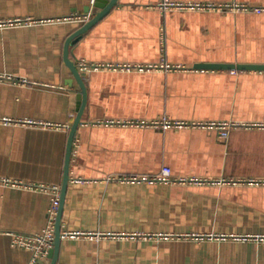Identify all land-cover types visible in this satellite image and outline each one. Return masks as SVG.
Instances as JSON below:
<instances>
[{
  "label": "crops",
  "instance_id": "crops-1",
  "mask_svg": "<svg viewBox=\"0 0 264 264\" xmlns=\"http://www.w3.org/2000/svg\"><path fill=\"white\" fill-rule=\"evenodd\" d=\"M160 1L118 0L69 47L87 100L61 233L80 234L61 237L57 264H264V240L237 238L264 236V70L195 67L264 65V10L254 11L264 0H172L249 10L165 12ZM99 11L97 0H0V23H23L0 26V264H28L9 232L47 223L51 195L20 183L62 187L81 93L65 45L85 24L62 19ZM161 61L185 69L118 66ZM164 117L251 126L221 140L201 127L105 123ZM164 166L169 182L129 178Z\"/></svg>",
  "mask_w": 264,
  "mask_h": 264
},
{
  "label": "built area",
  "instance_id": "built-area-1",
  "mask_svg": "<svg viewBox=\"0 0 264 264\" xmlns=\"http://www.w3.org/2000/svg\"><path fill=\"white\" fill-rule=\"evenodd\" d=\"M159 9L163 12L170 11L174 9L178 10H187V9H200V10H249L245 5H237V4H212V3H180L172 0H161L158 5ZM264 9L256 8L254 11L260 12ZM94 17L93 13H84V14H73L69 17H66L62 20L84 24L91 20ZM31 21L25 22V24H29ZM23 24L22 21H6L0 23V26H13ZM80 69L88 68V64L84 61H81L79 64ZM115 66V65H112ZM123 69L132 70V69H140V70H163L165 72L168 71H180L185 69V67L181 64H172L167 61H161L160 63L153 64H126V65H118ZM97 67V66H94ZM103 123V122H100ZM106 124H119V125H137L142 127H162L163 129H168L171 127H201L210 131H215L218 135V138L221 140H227L229 137V132L231 129L238 127H249L251 123H242L237 121H216V120H207V121H182V120H171L166 117L163 119L151 121V122H140V121H121V120H110L105 121ZM25 124H42L49 127L59 128L61 127L58 123H36L33 121L26 122ZM131 180H142L149 182H169L174 178L172 174V170L169 166H164L159 173L154 175H141V176H130ZM75 181H83V179H75ZM6 183L19 184L16 182L5 181ZM25 187L36 189L39 191H45L51 195V206L48 210V218L45 227L39 232H9L11 235V243L15 247L25 248L31 251L32 255L28 264H50L51 257L50 253L54 247L55 240V232H56V220L60 205L61 199V187L58 185H45V184H23ZM79 232H63L61 233V237L75 236L79 235ZM160 237H164L160 235ZM194 239H214L217 238L215 235H191ZM221 237V236H219ZM218 237V238H219ZM223 238L226 236H222ZM236 238V237H234ZM238 239H247L253 238L255 240H264V236H254V237H237Z\"/></svg>",
  "mask_w": 264,
  "mask_h": 264
},
{
  "label": "water",
  "instance_id": "water-1",
  "mask_svg": "<svg viewBox=\"0 0 264 264\" xmlns=\"http://www.w3.org/2000/svg\"><path fill=\"white\" fill-rule=\"evenodd\" d=\"M118 0H97V6L100 8V11L94 15V17L86 22L79 30H77L71 37H69L66 41L65 45V61L66 64L71 68L76 80L78 81L81 93L79 94V106L77 110V117L71 127L70 136L68 141L67 147V154H66V162H65V169H64V178L61 187V199L60 205L56 220V232H55V240H54V247L51 250L50 257L51 262L50 264H57L58 257H59V249L61 243V219H62V212L64 207L65 201V194L68 187L69 182V164L71 160L72 154V147L73 141L76 137V132L78 129L79 124L81 123V118L83 116L85 106H86V97H87V90L84 82V78L82 77L80 71L78 70L75 63L69 58V47L72 43H74L77 38L87 31L94 23L104 17L116 4ZM196 68H206V69H242V70H264V65L258 64H218V63H200L195 66Z\"/></svg>",
  "mask_w": 264,
  "mask_h": 264
}]
</instances>
